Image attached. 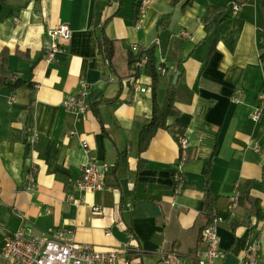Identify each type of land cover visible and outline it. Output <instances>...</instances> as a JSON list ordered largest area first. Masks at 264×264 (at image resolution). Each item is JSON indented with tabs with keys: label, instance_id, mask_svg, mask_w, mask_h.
<instances>
[{
	"label": "crops",
	"instance_id": "obj_1",
	"mask_svg": "<svg viewBox=\"0 0 264 264\" xmlns=\"http://www.w3.org/2000/svg\"><path fill=\"white\" fill-rule=\"evenodd\" d=\"M137 1L0 0V51L7 52L10 80L32 83L14 89L0 83V264H13L2 257V242L22 227L29 238L57 237L102 250L129 240L144 251L139 264H162L160 254L172 249L181 264H196L203 249L209 163L208 189L217 197L216 264H244L251 241L258 244L256 264H264V217L250 230L236 225L229 212L236 183L251 179L250 194L264 213L259 0H245L210 31L202 21L206 9L230 6L232 0H193L184 10L183 0H151L139 25ZM61 23L68 25L71 38L47 62L42 57L47 30ZM103 35L114 43L111 68L98 49ZM151 46L158 71L165 69L159 72L156 101L163 103L173 83L179 114L167 122L184 128L185 147L191 148L177 195L170 171L180 156L172 132L157 129L138 151V132L151 115L152 89L144 68L136 76L146 90L129 84V58L139 47ZM82 83L88 86L89 108L76 113L62 101ZM253 109L260 110L257 121L249 117ZM33 131L38 136L30 143ZM90 159L106 164L102 190L77 186ZM31 163L37 168L36 186L25 190Z\"/></svg>",
	"mask_w": 264,
	"mask_h": 264
},
{
	"label": "built area",
	"instance_id": "obj_2",
	"mask_svg": "<svg viewBox=\"0 0 264 264\" xmlns=\"http://www.w3.org/2000/svg\"><path fill=\"white\" fill-rule=\"evenodd\" d=\"M151 0H140L137 12V20L145 11ZM230 14L235 15L239 4L231 2ZM137 25L138 22H137ZM48 39L42 46V57L45 61L51 62L55 58V54L61 49L63 43L71 38V30L67 24L61 23L47 30ZM146 57L142 55L131 63L133 74L127 78L129 84L134 90L144 92L145 87H140L137 76L140 69L145 65ZM160 73H164L163 67L159 68ZM66 109L76 113H83L89 108V91L88 86L82 83L75 94L70 95L62 101ZM249 117L253 121H257L260 117V110L253 109L249 112ZM38 133L32 132L30 143L37 138ZM181 144L185 147V139H180ZM185 157H179L174 164L172 175L173 194L177 195L182 191L184 186V178L182 165ZM105 163H99L95 159L88 160L82 166L81 178L77 182V186L81 190L94 191L102 190L105 186L104 168ZM36 165L31 163L26 172L25 190H33L36 186ZM237 200L233 198L229 204V212L232 214L236 207ZM92 211H99V207L92 206ZM217 216L205 225L200 232V239L203 249L197 257L196 264H216V260L220 257L219 240L216 231ZM130 237V236H129ZM129 239V238H128ZM258 244L251 241L247 245L242 261L244 264H256V252ZM133 251L135 257L128 259L127 255ZM144 251L127 240L122 246L114 249H98L94 245L86 242H78L74 240L62 241L60 238L46 237H27L26 229L19 228L6 236L2 242L1 255L3 258L11 261L13 264H118L123 261L124 264H139V256ZM162 264H181L175 250L163 252L160 254Z\"/></svg>",
	"mask_w": 264,
	"mask_h": 264
},
{
	"label": "trees",
	"instance_id": "obj_3",
	"mask_svg": "<svg viewBox=\"0 0 264 264\" xmlns=\"http://www.w3.org/2000/svg\"><path fill=\"white\" fill-rule=\"evenodd\" d=\"M4 1V0H2ZM180 0H171V4H175ZM245 0H232L237 4H242ZM193 0H183L181 2V9L184 10L186 6L190 5ZM140 0L134 5V20H137V12L139 9ZM261 13H262V25L260 27V35L262 37V52L260 54L261 59L264 61V0H259ZM231 6V5H230ZM230 6L219 5L215 7H208L206 12L202 16V21L206 31L214 29L216 24L222 19L226 18L230 11ZM160 24V22H158ZM216 38L213 39L212 43ZM98 49L102 57L106 60L108 67L111 68V58L114 51L113 40L107 38L106 36H101L98 41ZM145 55L146 62L144 65V73L148 75L151 79V89H152V101H151V115L149 120L140 128L138 132V151L145 149L154 135L157 129L164 128L172 132L175 136L176 141L178 142L179 156L182 157V154L185 156V159L188 160L191 157V148L183 147L180 139L183 138L184 128L176 124H168L167 120L171 117H175L179 114V110L175 105V87L173 83H169L164 101L162 104H159L156 101V88L159 83V71L157 69V58L155 54V46L139 49L135 53L130 54L129 64L136 60L137 58ZM7 63V52L5 49L0 51V83H7L11 88H17L20 86L31 87L32 83L29 80H26L22 77H17L13 80H10L12 71H9L6 66ZM211 163L208 164L207 169L204 174V192H203V205L202 212L206 218L204 225L201 229L209 224L213 218L217 216L215 212V201L216 196L210 194L208 189V175ZM174 169L170 171L171 177L173 175ZM253 180L251 179H241L235 185L236 190V207L233 209L231 215L235 216L236 225H247L250 227V230H254L257 222L264 217V213L260 206L258 199L251 196L250 189L252 187ZM253 232V231H252ZM133 256L135 253L133 251L129 252Z\"/></svg>",
	"mask_w": 264,
	"mask_h": 264
},
{
	"label": "water",
	"instance_id": "obj_4",
	"mask_svg": "<svg viewBox=\"0 0 264 264\" xmlns=\"http://www.w3.org/2000/svg\"><path fill=\"white\" fill-rule=\"evenodd\" d=\"M177 76V75H176ZM176 76H174V78H173V82L175 81V79H176Z\"/></svg>",
	"mask_w": 264,
	"mask_h": 264
}]
</instances>
